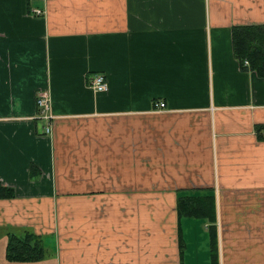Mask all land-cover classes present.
Masks as SVG:
<instances>
[{"label": "crops", "instance_id": "obj_1", "mask_svg": "<svg viewBox=\"0 0 264 264\" xmlns=\"http://www.w3.org/2000/svg\"><path fill=\"white\" fill-rule=\"evenodd\" d=\"M260 24L264 0H0V264H264V72L232 35ZM25 230L45 257L8 260Z\"/></svg>", "mask_w": 264, "mask_h": 264}, {"label": "trees", "instance_id": "obj_2", "mask_svg": "<svg viewBox=\"0 0 264 264\" xmlns=\"http://www.w3.org/2000/svg\"><path fill=\"white\" fill-rule=\"evenodd\" d=\"M233 48L235 56L241 64L244 60L250 62L251 68L264 72V24L234 26ZM243 66V65H242ZM14 195L12 188L5 187L0 182V198ZM214 196H179L177 209L180 217L192 216L215 219ZM214 230V229H213ZM215 231V230H214ZM216 232V231H215ZM6 256L12 261H37L46 255V248L41 237L25 230L23 233H10L8 236ZM217 237L213 234L211 247L213 256L218 258Z\"/></svg>", "mask_w": 264, "mask_h": 264}, {"label": "built area", "instance_id": "obj_3", "mask_svg": "<svg viewBox=\"0 0 264 264\" xmlns=\"http://www.w3.org/2000/svg\"><path fill=\"white\" fill-rule=\"evenodd\" d=\"M34 14H44L46 11L43 8L35 7L32 9ZM244 64L250 65V62L248 60H244ZM91 86L94 88L96 92H101L107 88V79L104 73L102 72H96L92 79H90ZM37 108L40 111L41 118H45V120L48 121L45 129L46 132H51V129L53 127V119L55 118L52 113V99L51 94L49 90L45 89L41 92L39 91V94H37ZM156 106H158L159 109L164 108L166 106V103L163 101L156 102Z\"/></svg>", "mask_w": 264, "mask_h": 264}, {"label": "rangeland", "instance_id": "obj_4", "mask_svg": "<svg viewBox=\"0 0 264 264\" xmlns=\"http://www.w3.org/2000/svg\"><path fill=\"white\" fill-rule=\"evenodd\" d=\"M51 99H52V96H51ZM53 103V102H52Z\"/></svg>", "mask_w": 264, "mask_h": 264}]
</instances>
